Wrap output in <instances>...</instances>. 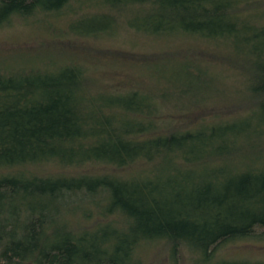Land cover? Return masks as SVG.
<instances>
[{
	"label": "trees",
	"instance_id": "trees-1",
	"mask_svg": "<svg viewBox=\"0 0 264 264\" xmlns=\"http://www.w3.org/2000/svg\"><path fill=\"white\" fill-rule=\"evenodd\" d=\"M20 31L0 264H264V0H0Z\"/></svg>",
	"mask_w": 264,
	"mask_h": 264
},
{
	"label": "rangeland",
	"instance_id": "rangeland-1",
	"mask_svg": "<svg viewBox=\"0 0 264 264\" xmlns=\"http://www.w3.org/2000/svg\"><path fill=\"white\" fill-rule=\"evenodd\" d=\"M2 33V34H1ZM6 34H8L7 32H0V40H3V39H6L8 37V41H11L13 39H19V40H24L29 34H27L26 32L24 31H20V32H12L10 34V36H6ZM6 36V37H5ZM87 42H84V43H78V44H74V47L78 48L80 51H83V52H89V53H92V50H91V47H89L88 44H86ZM82 53V52H81ZM83 54V53H82ZM64 54H62L63 56ZM85 55V54H83ZM84 58V57H83ZM61 59L63 60L64 57H61ZM45 171H49V169H46ZM252 248V247H251ZM254 249V248H252ZM226 253L227 256H235V257H240V256H247V257H254V258H258V257H262L261 254L252 251L250 249V246L248 245H243V243H239V244H235L234 247H231V248H228L226 249Z\"/></svg>",
	"mask_w": 264,
	"mask_h": 264
}]
</instances>
